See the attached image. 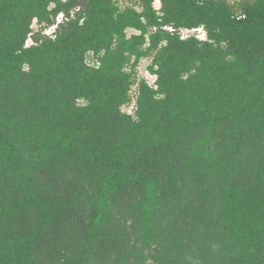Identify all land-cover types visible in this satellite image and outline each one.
<instances>
[{"label":"trees","instance_id":"obj_1","mask_svg":"<svg viewBox=\"0 0 264 264\" xmlns=\"http://www.w3.org/2000/svg\"><path fill=\"white\" fill-rule=\"evenodd\" d=\"M149 263L264 264V0H0V264Z\"/></svg>","mask_w":264,"mask_h":264},{"label":"built area","instance_id":"obj_2","mask_svg":"<svg viewBox=\"0 0 264 264\" xmlns=\"http://www.w3.org/2000/svg\"><path fill=\"white\" fill-rule=\"evenodd\" d=\"M63 20H64V14L59 15L58 18H57V25L59 23H61ZM57 25H55V26L50 28V29H54L53 34L47 33V31L50 30V29H48L45 33L47 35H54V33H55L56 29H57ZM197 32H199L200 34L197 33ZM182 35L185 38L189 37V36H196L197 38H200V39H205L206 38V33H205V31L203 29L186 30V31L183 32Z\"/></svg>","mask_w":264,"mask_h":264},{"label":"rangeland","instance_id":"obj_3","mask_svg":"<svg viewBox=\"0 0 264 264\" xmlns=\"http://www.w3.org/2000/svg\"><path fill=\"white\" fill-rule=\"evenodd\" d=\"M155 6H156V8H160V3H156ZM36 27H37V26H35V28H36ZM53 32H54V29H50V30L47 31V33H49V34H53ZM128 33H129V35H131V34L133 33V31H129ZM197 33H199V32H197ZM199 34H200V33H199ZM28 44H29V45L32 44V41L29 40ZM147 65H148V62H143V63L140 65L139 70H140V74H141V76H146V75L149 76V75L147 74V72H146V67H147ZM149 264H152V263H149Z\"/></svg>","mask_w":264,"mask_h":264}]
</instances>
